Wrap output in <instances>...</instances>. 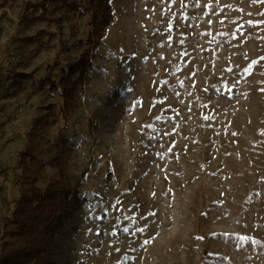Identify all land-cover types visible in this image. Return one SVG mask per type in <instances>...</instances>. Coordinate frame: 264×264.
<instances>
[{"label": "rangeland", "instance_id": "374dc122", "mask_svg": "<svg viewBox=\"0 0 264 264\" xmlns=\"http://www.w3.org/2000/svg\"><path fill=\"white\" fill-rule=\"evenodd\" d=\"M184 4L111 0L78 109L62 118L58 93L36 81L56 59L79 57L69 45L85 38L89 17L24 29L25 0H0V214L18 196L19 154L49 102L58 120L43 142L68 138V178L86 197L54 264H264V0ZM39 28L55 34L47 47H24ZM11 70L34 79L5 96Z\"/></svg>", "mask_w": 264, "mask_h": 264}, {"label": "trees", "instance_id": "16d2710c", "mask_svg": "<svg viewBox=\"0 0 264 264\" xmlns=\"http://www.w3.org/2000/svg\"><path fill=\"white\" fill-rule=\"evenodd\" d=\"M28 9L32 11L24 13L20 22L24 29L35 22L60 27L67 14L89 17L85 38L69 45L71 49L82 47L79 57L64 64L56 59L47 65V74L36 81L38 90L47 87L49 92L58 93L62 99L60 115L68 118L78 109L76 95L87 79L92 49L102 45L105 32L112 24L111 0H25L24 11ZM54 36L46 28H39L31 34L24 33L21 40L24 47L35 43L40 49L47 47ZM66 44L64 41V47ZM6 79L2 95L12 96L24 88L27 80L34 78L32 72L11 70ZM11 87L15 89L10 92ZM117 95L113 94L114 100ZM57 120L56 104L42 105L26 134V143L17 161L18 196L12 202L6 201V212L0 214V264H54L57 241L68 234L71 217L86 201L79 184L72 185L68 178L73 152L68 138L61 134L47 145L43 142ZM48 168L54 173L46 180ZM6 173L7 169L0 166V174ZM43 181L44 186H40Z\"/></svg>", "mask_w": 264, "mask_h": 264}, {"label": "snow or ice", "instance_id": "6c2138e0", "mask_svg": "<svg viewBox=\"0 0 264 264\" xmlns=\"http://www.w3.org/2000/svg\"><path fill=\"white\" fill-rule=\"evenodd\" d=\"M181 2H182V4H183L184 7H187V5L184 4V0H181ZM197 3H199V0H197ZM183 18H184V17L181 16V19H183ZM209 23H211V21H209ZM257 23H264V21H259V22H257ZM172 27H173V24H172V23H169V25H168V29H167V30H171ZM169 39H171V37H169ZM180 43L182 44V43H183V40H181ZM260 59H261V60H264V57H261ZM256 63H258V61H255V60L252 61L251 64L249 65V67H251L252 65H254V64H256ZM179 83L183 84V81H179ZM261 91H264V89H261ZM155 119L159 120V119H161V117L157 116ZM205 119H208V117L205 116ZM145 127L152 128L153 125L149 124V125H146ZM165 135H167V133H165ZM168 151H171V148H169ZM157 155L160 156V157L162 158L164 154H163V153H157ZM117 203H119V202H117ZM218 203H219V202H218ZM126 219H127V217H126ZM143 230H144L143 228H139V229L136 230V232H142ZM123 231H124L125 233H128V232H129V229H128L127 227H125V228L123 229ZM111 234H112V235H115V232L113 231V233H111ZM135 234H136L135 232L132 233L133 236H135ZM197 239H203V237H197ZM247 239L251 240L250 237H247ZM150 242H151L150 240H145L143 243H144V244H147V243H150ZM117 251H119V249H117Z\"/></svg>", "mask_w": 264, "mask_h": 264}]
</instances>
